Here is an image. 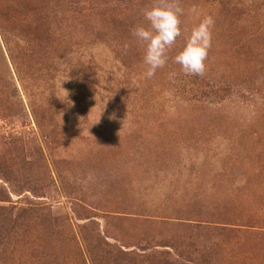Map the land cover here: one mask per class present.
I'll list each match as a JSON object with an SVG mask.
<instances>
[{"label": "rangeland", "instance_id": "obj_1", "mask_svg": "<svg viewBox=\"0 0 264 264\" xmlns=\"http://www.w3.org/2000/svg\"><path fill=\"white\" fill-rule=\"evenodd\" d=\"M153 2L0 0V264H264V0H180L146 78Z\"/></svg>", "mask_w": 264, "mask_h": 264}, {"label": "clouds", "instance_id": "obj_2", "mask_svg": "<svg viewBox=\"0 0 264 264\" xmlns=\"http://www.w3.org/2000/svg\"><path fill=\"white\" fill-rule=\"evenodd\" d=\"M187 12L199 15L195 6ZM185 15L186 10L180 0H154L151 6L142 10L143 22L131 29V35L143 50V75L146 78H152L158 69L164 68L168 63L170 50L178 38L184 35L182 17ZM213 27L214 19L205 16L185 37L182 49L173 58L184 75L205 74Z\"/></svg>", "mask_w": 264, "mask_h": 264}, {"label": "trees", "instance_id": "obj_3", "mask_svg": "<svg viewBox=\"0 0 264 264\" xmlns=\"http://www.w3.org/2000/svg\"><path fill=\"white\" fill-rule=\"evenodd\" d=\"M0 10H1V7H0ZM11 12H13L12 15H13L14 13L16 14V13L18 12V11H17V8H16V10H15L14 8L6 7V8H4V10H1V12H0V20H2L3 17L6 16V15L12 16V15H11ZM16 220H18V219L16 218Z\"/></svg>", "mask_w": 264, "mask_h": 264}]
</instances>
